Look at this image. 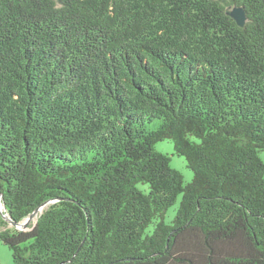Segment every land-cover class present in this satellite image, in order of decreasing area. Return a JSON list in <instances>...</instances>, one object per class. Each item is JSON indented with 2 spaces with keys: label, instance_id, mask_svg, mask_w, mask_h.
<instances>
[{
  "label": "trees",
  "instance_id": "obj_1",
  "mask_svg": "<svg viewBox=\"0 0 264 264\" xmlns=\"http://www.w3.org/2000/svg\"><path fill=\"white\" fill-rule=\"evenodd\" d=\"M263 150L264 0H0L14 264H264Z\"/></svg>",
  "mask_w": 264,
  "mask_h": 264
},
{
  "label": "rangeland",
  "instance_id": "obj_2",
  "mask_svg": "<svg viewBox=\"0 0 264 264\" xmlns=\"http://www.w3.org/2000/svg\"><path fill=\"white\" fill-rule=\"evenodd\" d=\"M158 124H159V119H154L151 123L148 124V129H154L155 127H157ZM172 142H173L172 140H164V141L161 140V141H158L154 144V148H155V150L160 151L163 154H167L170 156L169 157L170 158V162H169L170 166L173 168H176V170H178L180 172V174L183 177L184 182L191 181L192 171L190 170L189 167H187L183 156L176 154V151L174 149ZM259 155L261 157V160L264 162V150L260 151ZM139 187L141 189L144 188L146 191V185H139ZM178 201H180V196L177 198V201H175L174 204H172L168 208L167 213L165 215V220L167 222H170L173 215H175V210H176V207L178 205ZM41 211L42 210L37 212L31 219H28V221H27L28 226H30L31 224H33L36 221V218ZM22 221L23 222L26 221V218H24ZM5 251L7 252V258L6 259L4 258ZM11 255H12V253H11L10 249L5 244L0 242V264H14Z\"/></svg>",
  "mask_w": 264,
  "mask_h": 264
},
{
  "label": "water",
  "instance_id": "obj_3",
  "mask_svg": "<svg viewBox=\"0 0 264 264\" xmlns=\"http://www.w3.org/2000/svg\"><path fill=\"white\" fill-rule=\"evenodd\" d=\"M245 10L242 7L239 6H233L229 11H228V15L233 18L236 23L238 24V26L242 27L245 24L246 21V15H245ZM47 202H43L41 205H39L33 212H31L30 214H28L26 218V221H20V222H15L13 219H11L9 216H7L5 213H3L4 211V205L0 204V214L2 215V217L10 224L12 225L14 228L19 229V230H24L27 228V221L28 219H31L37 212H39L40 210L43 209V207H45L47 205Z\"/></svg>",
  "mask_w": 264,
  "mask_h": 264
},
{
  "label": "clouds",
  "instance_id": "obj_4",
  "mask_svg": "<svg viewBox=\"0 0 264 264\" xmlns=\"http://www.w3.org/2000/svg\"><path fill=\"white\" fill-rule=\"evenodd\" d=\"M4 258L6 259L7 258V252L5 251L4 253Z\"/></svg>",
  "mask_w": 264,
  "mask_h": 264
}]
</instances>
